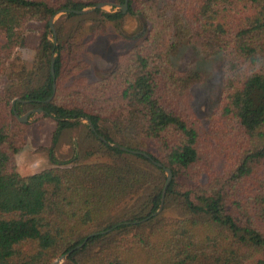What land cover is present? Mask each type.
<instances>
[{"label": "trees", "instance_id": "trees-1", "mask_svg": "<svg viewBox=\"0 0 264 264\" xmlns=\"http://www.w3.org/2000/svg\"><path fill=\"white\" fill-rule=\"evenodd\" d=\"M105 2L0 0V264H51L65 254L61 264H264V0H167L162 8L128 0L127 14L146 31L90 81L81 46L54 44L48 22ZM93 13L99 24L124 14ZM30 21L44 23L32 68L5 66ZM174 39L223 58L206 124L191 94L204 75L174 66ZM13 109L53 120V144L63 130L85 127L95 158L59 162L49 149L51 167L19 175L12 155L24 124Z\"/></svg>", "mask_w": 264, "mask_h": 264}, {"label": "rangeland", "instance_id": "rangeland-1", "mask_svg": "<svg viewBox=\"0 0 264 264\" xmlns=\"http://www.w3.org/2000/svg\"><path fill=\"white\" fill-rule=\"evenodd\" d=\"M105 1L109 2H105L106 4L119 5L116 0ZM158 2L159 7L162 8L167 0H158ZM102 10L112 13L121 9L105 6ZM100 20L102 18L93 11L83 17H67L66 13H59L53 20L55 38L50 35V40L54 44H66L72 38L74 44L81 46L80 60L88 63V68L81 75L90 81L100 79L113 70L117 57L137 44L146 31L141 18L128 15L127 10L119 21H105L99 24ZM43 29L44 23L36 21L27 23L21 30L23 43L13 50L11 58L6 59L5 66L7 62L8 65L13 62L17 64L16 66L22 65L30 70ZM177 42L180 47L178 53L172 56L174 66L181 70L201 71L204 75L202 83L191 88V94L193 110L203 124H206V119L215 110L222 89L223 58L220 54L207 57L199 48L188 45L185 41ZM28 116L25 122H20L24 124L22 147L12 155V165L19 175L29 176L51 167L49 149L53 150V155L59 162H67L75 158L92 161L95 158L92 153L97 145L94 141L85 139V127L75 126L63 130L53 144L54 121L43 117L41 113H33L29 118ZM140 147L145 146L142 144ZM137 200L138 198L130 202V208ZM170 207L169 205L165 212H170ZM171 214L178 212L172 210Z\"/></svg>", "mask_w": 264, "mask_h": 264}, {"label": "water", "instance_id": "water-1", "mask_svg": "<svg viewBox=\"0 0 264 264\" xmlns=\"http://www.w3.org/2000/svg\"><path fill=\"white\" fill-rule=\"evenodd\" d=\"M127 1H128V0H124V4H123V5H114V4L100 3V4H97L96 6H94V7H92V8H87V9H84V10H82V11L73 12V13L76 14V15H84V14L91 13V12L94 11L95 9H102V8H104L105 6L119 7V8L122 10V12L125 13V11H126V9H127ZM60 13H65V11H62V12H60ZM53 20H54V17L51 18V19L49 20L48 25H49V29L51 30V32H52V34H53V36H54V38H55V30H54V26H53ZM52 66H53V59L51 60V74H52V76H54V73H53V67H52ZM54 92H55V85H53V93H54ZM15 101H16V100H14V101L12 102V106H13V107H14V103H15ZM13 112H14V115H15V117L17 118V120H19V122H25L26 119H27L28 114L31 113V112H33V113H41V114H42V112H41L40 110H34V111L29 112L27 115H25V116H23V117H18V116L16 115V112H15L14 109H13ZM80 122H86V123L89 125L90 130L94 131V128L92 127V125H90L87 121H85V120H80ZM100 139L103 140L102 138H100ZM109 145H110V146H113V147H116V145H114V144H110V143H109ZM121 150H123V151H125V152H128V153H130V154H133V155L139 154V152H137V151H129V150L125 149V148H121ZM157 166L161 167L160 164H157ZM165 175H166V182H165V187H166V186L170 183L171 178H172L171 171L168 170V169H165ZM164 194H165V189H164L163 192H162V198H161V204H160V207H159V209L153 214V216H156V215H158V214L161 212L162 207H163ZM126 224H127V223H126ZM101 233H105V232H101ZM92 235H93V234H92ZM81 245H83V243H82ZM81 245L78 246V247H81ZM66 256H67V254L62 255V256L59 257L57 260H55V262H53L52 264H61V263L65 260Z\"/></svg>", "mask_w": 264, "mask_h": 264}]
</instances>
